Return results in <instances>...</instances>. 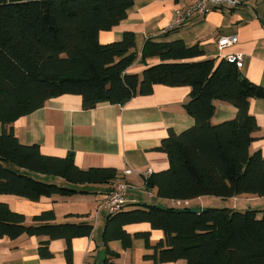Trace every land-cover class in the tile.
Here are the masks:
<instances>
[{
	"label": "trees",
	"instance_id": "1",
	"mask_svg": "<svg viewBox=\"0 0 264 264\" xmlns=\"http://www.w3.org/2000/svg\"><path fill=\"white\" fill-rule=\"evenodd\" d=\"M132 2L0 0V194L35 201L83 192L28 172L58 176L73 185L108 182L116 176L112 167L81 169L69 154L46 155L35 144L20 143L11 125L16 118L62 94L80 95L82 107L89 109L100 102L123 104L163 84L190 87L185 111L194 124L179 133L168 130L156 149L167 154L170 166L150 173L146 187L156 189L158 197L174 200L264 196V157L259 149L251 150L259 127L249 112L250 98L264 97V87L244 77L227 58H197L203 55L199 46L180 40L147 39L142 57L157 55L160 61L140 73H128L134 60L128 53L135 45L134 33L125 31L120 40L107 43L99 42L98 33L125 18ZM215 99L234 105L235 117L213 123ZM139 205L108 214L102 230L105 245L120 240L127 248L134 237L143 238L153 248L147 257L155 263L184 259L186 264H264V207L195 210ZM54 217L52 210L43 211L32 217L39 224H26L23 214L0 201V238L46 236L38 247L42 257L51 256L50 240L63 238L69 259L70 240L89 235L93 225L47 223ZM141 222L160 230V240L151 245L150 231L130 234L124 228Z\"/></svg>",
	"mask_w": 264,
	"mask_h": 264
},
{
	"label": "crops",
	"instance_id": "2",
	"mask_svg": "<svg viewBox=\"0 0 264 264\" xmlns=\"http://www.w3.org/2000/svg\"><path fill=\"white\" fill-rule=\"evenodd\" d=\"M241 1L243 3L237 8H212L171 28L176 11L185 8L192 0H133L126 17L112 29L100 31L98 40L101 43L118 41L123 32L134 33L135 45L128 51L134 55V60L126 70L128 73H140L146 66L160 61L157 55L142 57L147 39L153 42L180 40L187 46L197 44L203 52L197 57L199 59L218 60L228 54L241 53L242 63L238 67L241 74L264 87V0ZM225 36H236L237 41L219 49L217 41ZM189 90L187 85L155 84L150 94L135 95L123 104L100 102L89 109L82 107L80 95L62 94L19 116L11 125L20 143L35 144L43 154L61 157L69 154L81 169L112 167L116 169L115 178H124L141 187L145 170L152 173L170 166L167 154L156 149L168 130L179 133L194 124L193 117L185 111ZM213 104V123L235 117L237 109L231 103L215 99ZM249 112L259 127L254 133L251 150L259 149L264 157V97L250 98ZM127 167L133 172L125 175L123 170ZM19 170L25 172L24 169ZM28 173L37 179L71 185L83 192L70 196H41L35 201L13 194H0V201L7 203L12 211L23 214L26 224H39L32 217L52 210L55 217L47 223L85 222L92 224L93 229L87 236L70 240L72 252L69 259L64 252L67 244L63 238L50 240L48 249L51 256L42 257L38 247L46 236H3L0 238V264H104L105 261L106 264H186L184 259L155 263L147 257L153 253V248L143 238L134 237L127 248L120 240L103 243L102 230L108 211L105 207L99 208L98 202L113 179L73 185L58 176ZM152 192L153 196L149 198L143 189L130 190L125 208L141 206L139 204L187 206L195 210L204 207L260 210L264 207V196L254 194L226 198L202 195L189 200H174L158 197L156 189ZM124 228L130 234L150 231L151 245L162 237V232L151 229L147 222L128 224ZM101 250L105 255L100 260Z\"/></svg>",
	"mask_w": 264,
	"mask_h": 264
},
{
	"label": "built area",
	"instance_id": "3",
	"mask_svg": "<svg viewBox=\"0 0 264 264\" xmlns=\"http://www.w3.org/2000/svg\"><path fill=\"white\" fill-rule=\"evenodd\" d=\"M243 2L241 0H192V2L187 5L185 8L178 9L176 11L174 23L170 27H176L181 25L185 19L192 17L193 15H203L209 12L212 8H237ZM237 41L236 36L232 37H220L217 41V46L219 49L232 44ZM227 60L234 62L238 67L242 63V54L241 53H232L226 55ZM133 172V169L130 167L124 168L123 173L130 174ZM150 171L147 169L143 172L144 185L141 187L136 186L135 184L126 181L124 178L116 177L110 181L108 189L105 191L102 199L98 202V207H105L108 211V214H115L125 208L127 202V194L130 190L134 189H143L147 196L150 198L153 196L151 188H147L145 181L149 177ZM179 203V202H178Z\"/></svg>",
	"mask_w": 264,
	"mask_h": 264
},
{
	"label": "water",
	"instance_id": "4",
	"mask_svg": "<svg viewBox=\"0 0 264 264\" xmlns=\"http://www.w3.org/2000/svg\"><path fill=\"white\" fill-rule=\"evenodd\" d=\"M104 255H105V251L104 250H101L99 252V257L98 258L101 260L104 257Z\"/></svg>",
	"mask_w": 264,
	"mask_h": 264
},
{
	"label": "rangeland",
	"instance_id": "5",
	"mask_svg": "<svg viewBox=\"0 0 264 264\" xmlns=\"http://www.w3.org/2000/svg\"><path fill=\"white\" fill-rule=\"evenodd\" d=\"M41 180V179H40ZM42 181H45V180H42ZM45 182H47V181H45ZM49 182V181H48ZM156 197V196H155ZM154 200V198L152 199V200H150V201H153Z\"/></svg>",
	"mask_w": 264,
	"mask_h": 264
}]
</instances>
